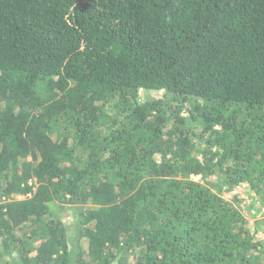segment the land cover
Here are the masks:
<instances>
[{
	"label": "trees",
	"instance_id": "obj_1",
	"mask_svg": "<svg viewBox=\"0 0 264 264\" xmlns=\"http://www.w3.org/2000/svg\"><path fill=\"white\" fill-rule=\"evenodd\" d=\"M0 264H264V0H0Z\"/></svg>",
	"mask_w": 264,
	"mask_h": 264
},
{
	"label": "rangeland",
	"instance_id": "obj_2",
	"mask_svg": "<svg viewBox=\"0 0 264 264\" xmlns=\"http://www.w3.org/2000/svg\"><path fill=\"white\" fill-rule=\"evenodd\" d=\"M152 95H157V92L156 91H151L150 92ZM194 180H198L199 179V177L198 176H193L192 177ZM16 199H19V198H21L20 196H16L15 197ZM242 207L246 210V204L245 203H242ZM67 213V212H66Z\"/></svg>",
	"mask_w": 264,
	"mask_h": 264
}]
</instances>
